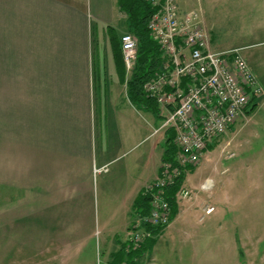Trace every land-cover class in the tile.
<instances>
[{
	"label": "crops",
	"instance_id": "0c3cea01",
	"mask_svg": "<svg viewBox=\"0 0 264 264\" xmlns=\"http://www.w3.org/2000/svg\"><path fill=\"white\" fill-rule=\"evenodd\" d=\"M123 27L118 0H0V194H13L11 200L54 223L75 220L72 235L80 236L93 219L99 187L110 208L114 186L108 176L117 173L115 223L106 226L116 252L124 242L117 231H127L138 215L135 201L159 175L169 136L163 132L158 164H119L124 158L114 147L100 144L106 124L100 76L107 80V99L110 77L124 86L129 80L127 69L122 79L110 43V33L120 38ZM106 37L110 55L102 57ZM117 123L108 126L118 130Z\"/></svg>",
	"mask_w": 264,
	"mask_h": 264
},
{
	"label": "rangeland",
	"instance_id": "374dc122",
	"mask_svg": "<svg viewBox=\"0 0 264 264\" xmlns=\"http://www.w3.org/2000/svg\"><path fill=\"white\" fill-rule=\"evenodd\" d=\"M177 3L181 12L202 14L214 51H240L263 93L256 110L239 119L187 172L183 187L191 190V196L177 197L176 219L157 236L153 248L138 259V264H264V0ZM123 32H128L127 27ZM102 41L105 57V53L110 55V44L108 37L105 47ZM100 81L101 121L106 123L99 129L102 148L113 146L114 152L124 158L119 164L147 159L160 163L164 130L154 132L162 120L131 102L125 91L127 86L119 84L115 75L109 80L113 92H109L108 99L103 89L107 80L100 76ZM113 121L118 122V130L109 128ZM116 134L122 137L121 142L115 140ZM116 174L108 176L114 186L110 193L114 198ZM207 182L212 187L202 189ZM99 191L98 209L93 205V219L80 236L72 235L77 230L75 220L68 226L67 221L54 223L11 200L13 194H0V264H108L119 247L109 241L112 236L106 228L115 223L112 214L117 203L111 198L110 208H104L106 191L100 187ZM207 205H213L215 211L207 214ZM124 230L117 233L125 242Z\"/></svg>",
	"mask_w": 264,
	"mask_h": 264
},
{
	"label": "built area",
	"instance_id": "2783aa9c",
	"mask_svg": "<svg viewBox=\"0 0 264 264\" xmlns=\"http://www.w3.org/2000/svg\"><path fill=\"white\" fill-rule=\"evenodd\" d=\"M146 1L153 8L148 28L162 51L163 62L144 82L143 90L160 109L162 125L154 134L160 130L173 131L178 151L175 161L162 162L159 175L146 186L149 210L131 222L125 240L128 249L139 248L151 238V228L170 224L171 207L166 190L183 173L196 167L208 146L244 118L251 101L263 93L239 50H213L200 12H181L177 0ZM120 41L126 69L132 72L139 40L128 31L121 35ZM201 187L210 189L212 183ZM191 194L182 185L176 198H188ZM213 210L209 207L206 212Z\"/></svg>",
	"mask_w": 264,
	"mask_h": 264
},
{
	"label": "trees",
	"instance_id": "16d2710c",
	"mask_svg": "<svg viewBox=\"0 0 264 264\" xmlns=\"http://www.w3.org/2000/svg\"><path fill=\"white\" fill-rule=\"evenodd\" d=\"M118 6L121 12L126 15L127 28L139 40L138 57L135 67L129 80L126 82L127 95L129 99L137 106L153 112L161 120L160 109L158 104L146 95L143 90L144 82L156 73L163 62L162 51L157 42L152 38L148 28L149 19L153 13L152 6L146 0H118ZM110 43L112 46L114 58L117 61V67L122 79L125 76L126 66L124 63L123 53L121 49L120 38L113 32L110 33ZM122 59L124 68L122 69ZM119 63V65H118ZM123 70V71H122ZM259 98L251 101L250 107L247 110V115L254 112L258 106ZM169 136L166 140V150L162 156V162L175 161L178 148L174 143V133L168 130ZM214 142L207 149H213ZM195 167H191L192 171ZM187 173H183L176 182L166 190V198L169 200L171 207V221L174 220L178 213V204L176 193L182 186ZM150 205V196L143 191L136 199L134 209L138 214L148 212ZM164 228H151L153 236L148 238L144 244L136 249H128L127 243L123 242L121 249L112 257L113 259L108 264H138V259L141 258L149 249H152L156 243L157 236L164 231Z\"/></svg>",
	"mask_w": 264,
	"mask_h": 264
}]
</instances>
